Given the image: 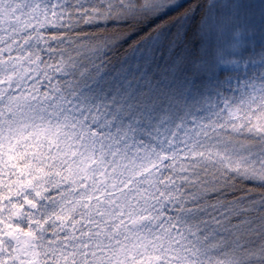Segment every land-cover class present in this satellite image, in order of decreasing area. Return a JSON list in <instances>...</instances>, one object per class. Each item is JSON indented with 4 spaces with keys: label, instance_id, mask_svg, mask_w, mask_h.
<instances>
[{
    "label": "snow or ice",
    "instance_id": "obj_1",
    "mask_svg": "<svg viewBox=\"0 0 264 264\" xmlns=\"http://www.w3.org/2000/svg\"><path fill=\"white\" fill-rule=\"evenodd\" d=\"M0 264H264V0H0Z\"/></svg>",
    "mask_w": 264,
    "mask_h": 264
}]
</instances>
